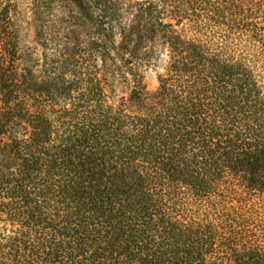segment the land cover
I'll use <instances>...</instances> for the list:
<instances>
[{"label":"trees","instance_id":"obj_1","mask_svg":"<svg viewBox=\"0 0 264 264\" xmlns=\"http://www.w3.org/2000/svg\"><path fill=\"white\" fill-rule=\"evenodd\" d=\"M68 1L43 68L0 7V264H264V0Z\"/></svg>","mask_w":264,"mask_h":264},{"label":"rangeland","instance_id":"obj_2","mask_svg":"<svg viewBox=\"0 0 264 264\" xmlns=\"http://www.w3.org/2000/svg\"><path fill=\"white\" fill-rule=\"evenodd\" d=\"M96 1V0H93ZM113 3L114 0H107ZM128 1V0H127ZM122 0V7L117 12V19L120 21V26L116 34L117 40L131 33H137L138 24L135 23L136 15V0L127 2ZM107 4V5H110ZM0 7H6L9 11V16L17 29L21 40V46L33 52V64L37 67H47L54 58L50 55V50L42 45V41L38 43V35L53 33L57 40L64 37L65 33H69L70 29L75 28V24L80 23L81 19L79 12L73 8L68 0H0ZM122 32V34H121ZM82 38V36H80ZM153 60L156 65L154 68L146 72L145 80L150 88L157 85V80L160 74L165 71L168 63L164 52L153 47ZM107 57V56H106ZM102 58H104L102 56ZM96 63H102V60H96ZM33 89L37 88L36 84H28ZM114 92H111L116 99H121L127 92L126 83L115 78L113 82ZM35 96H39L38 91H33ZM39 100H44L39 98ZM49 101H44L47 103ZM55 114H58L57 112ZM1 152L5 153L6 146L1 144ZM4 162L0 159V170H4Z\"/></svg>","mask_w":264,"mask_h":264}]
</instances>
